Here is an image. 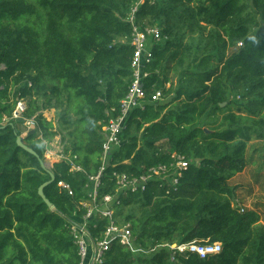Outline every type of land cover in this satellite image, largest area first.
<instances>
[{
  "label": "trees",
  "instance_id": "1",
  "mask_svg": "<svg viewBox=\"0 0 264 264\" xmlns=\"http://www.w3.org/2000/svg\"><path fill=\"white\" fill-rule=\"evenodd\" d=\"M135 1L0 0V264H79L72 226L85 213L86 174L56 163L55 181L44 189L50 208L38 192L51 175L18 146L19 120H4L18 99L30 101L24 117L35 118L45 132L24 141L46 162L44 141L59 132L38 114L45 105L28 97L40 91L48 103L62 95L76 116L61 112L64 130L74 127L68 135L80 139L70 151L86 173L96 174L102 126L116 116L109 113L119 108L132 80L127 16ZM137 25L158 26L161 39L147 66L144 108L131 113L101 194L115 192L114 172L139 176L165 166L170 173L143 192L121 195L115 216L131 223L142 251L136 255L113 243L104 264H264L260 215L234 207L229 184L248 166L252 127L248 116L225 114L221 106L240 86L259 97L252 104H264V0H156L143 6ZM158 92L161 98L153 101ZM179 158L187 167H177ZM107 224L92 225V234ZM194 242L221 243L222 251L206 260L189 253L171 259L172 244Z\"/></svg>",
  "mask_w": 264,
  "mask_h": 264
},
{
  "label": "built area",
  "instance_id": "2",
  "mask_svg": "<svg viewBox=\"0 0 264 264\" xmlns=\"http://www.w3.org/2000/svg\"><path fill=\"white\" fill-rule=\"evenodd\" d=\"M156 0H136L131 6L127 16V22L132 26V35L129 43L134 47V55L131 61L132 80L127 95L120 101L119 108L112 109L109 115L116 113L107 124L102 126L101 132L103 136L101 165L96 174H88L78 163L79 157L73 155L72 152L65 151L67 147H53L47 152L45 151L46 162L50 163L52 169L56 163L65 162L69 165L72 173L82 172L86 174L89 187L88 198L81 205L85 213L77 218L72 226V234L78 247L80 257L79 264H104L107 252L112 248L113 243H118L124 247H129L133 252H141L135 243V237L132 225L129 222H120L115 216L118 205L121 204V195L130 193L143 192L147 185L156 179H161L163 175L170 173V169L165 166H154L139 176L131 175L124 172H114L112 178L116 181V190L111 194H101L102 178L105 169L108 166L109 158L116 148L122 144V134L127 125L131 113L137 108H144L143 100L146 98L145 84L150 76L147 66L153 61L154 44L161 39V30L158 26H146L142 28L137 25L138 14L146 3L154 4ZM153 43V44H151ZM31 86V83H29ZM161 98L158 92L153 96V101ZM26 99H18L15 111L10 118H5L4 122H12L24 120L27 130L35 131L37 137L42 139V130L35 118L25 119L24 114L28 109ZM55 128V127H54ZM59 128L55 129L54 131ZM58 136V135H57ZM62 135L57 137L58 142L61 141ZM49 145V144H48ZM61 145V144H60ZM48 148V147H47ZM177 167L183 169L187 167V163L183 158H179ZM59 186L70 196H73V190L67 183L61 181ZM234 207L240 212L244 209L240 205L234 203ZM108 220L105 229L98 235H93L91 226L97 228V222ZM169 246V244L162 245ZM171 259L176 261L177 255L195 254L200 259L206 260L215 256L222 251L221 243L202 244H172Z\"/></svg>",
  "mask_w": 264,
  "mask_h": 264
},
{
  "label": "rangeland",
  "instance_id": "3",
  "mask_svg": "<svg viewBox=\"0 0 264 264\" xmlns=\"http://www.w3.org/2000/svg\"><path fill=\"white\" fill-rule=\"evenodd\" d=\"M174 80H177V76L174 77ZM14 91L15 88L13 87V92ZM62 94L64 95L65 93ZM29 99L31 101L39 100V103L41 105H45L46 109L44 111L41 110L38 114H41L42 112L44 118L48 122H52L54 124L55 129H58L60 124H62L64 133L61 130V127L58 133V136H60V134L62 135L61 141L58 142V136L44 141L46 154L52 148V146L56 147V150L57 147L60 148V146L67 147L65 151L68 153V151L72 149V144H75L76 142H78V140L80 141L76 134L68 135V133L73 130L74 127L65 130L63 127V125H68V123H65L61 120V112L63 110L69 109L70 117L76 118L75 112L71 108L69 103L64 102L65 100L62 95L51 96L50 101L47 103L46 96H44L40 91L30 94L28 100ZM257 99H259V97L248 94V90L246 87L240 86L236 92L228 93L226 105L227 109L225 111V114L227 112H234L236 114H242L249 117L247 125L251 126L252 129L250 131V139H248L247 144L248 166L243 173L235 176L229 184L235 189L234 203L240 205L241 208L245 209L246 211H257L260 215V221L257 225L264 227V104L261 105V99L259 100V104H252L254 102L253 100ZM29 102L30 101H28L27 106H29ZM222 117L223 113L220 114V119H222ZM39 125L42 128V132H45V129L41 126L40 122ZM15 127L18 128V124H15ZM20 128L21 131L24 132H26L27 130V127H24V125H21ZM65 133L67 134V136ZM259 133H262L263 136H260ZM37 138L40 139V137ZM24 143L29 147H31L32 145V142L27 143L24 141ZM46 164L48 166V169L52 170L50 163L46 162ZM135 212L137 213V210ZM134 253L138 255L139 251Z\"/></svg>",
  "mask_w": 264,
  "mask_h": 264
},
{
  "label": "water",
  "instance_id": "4",
  "mask_svg": "<svg viewBox=\"0 0 264 264\" xmlns=\"http://www.w3.org/2000/svg\"><path fill=\"white\" fill-rule=\"evenodd\" d=\"M222 107H225L226 106V103H223L221 105ZM22 122H24V120H22ZM35 135V131H31L29 133H27V135L24 137V136H18L17 138V144L19 147H21L23 150H25L26 152L34 155V156H37L39 161H40V164H41V167L46 170L47 172H49V174L51 175V181L48 182V183H45L44 185H42L40 188H39V195L42 197V199L47 203V205L50 207V208H53L52 204L50 203V201L47 199L45 193H44V189L46 187H48L49 185L53 184L54 181H55V176L54 174L52 173V171L50 169H48V166L46 164L45 161H43L42 159L39 158L38 154L29 146L25 145L24 143V140L27 136H34Z\"/></svg>",
  "mask_w": 264,
  "mask_h": 264
},
{
  "label": "crops",
  "instance_id": "5",
  "mask_svg": "<svg viewBox=\"0 0 264 264\" xmlns=\"http://www.w3.org/2000/svg\"><path fill=\"white\" fill-rule=\"evenodd\" d=\"M16 124H18V128H16V131L21 135V136H24V135H27V133L29 132L28 130H26V132L24 131H21V125H24V127H26V125L24 124V122H22V120H19ZM21 131V132H20ZM25 137V136H24Z\"/></svg>",
  "mask_w": 264,
  "mask_h": 264
}]
</instances>
